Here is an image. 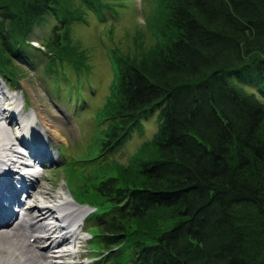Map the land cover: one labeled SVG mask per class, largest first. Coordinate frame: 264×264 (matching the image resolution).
I'll list each match as a JSON object with an SVG mask.
<instances>
[{
    "label": "trees",
    "instance_id": "16d2710c",
    "mask_svg": "<svg viewBox=\"0 0 264 264\" xmlns=\"http://www.w3.org/2000/svg\"><path fill=\"white\" fill-rule=\"evenodd\" d=\"M6 1L0 74L16 83L5 66L32 67L42 56L80 69L67 49L51 46L69 40L81 15H66L64 0H20L18 12ZM83 1L93 11L103 5ZM166 5L176 36L150 65L118 62L119 123L101 149L109 155L159 109L156 157L100 182L94 236L107 246L103 259L118 264H264V0ZM49 17L53 38L41 50L30 36Z\"/></svg>",
    "mask_w": 264,
    "mask_h": 264
},
{
    "label": "rangeland",
    "instance_id": "374dc122",
    "mask_svg": "<svg viewBox=\"0 0 264 264\" xmlns=\"http://www.w3.org/2000/svg\"><path fill=\"white\" fill-rule=\"evenodd\" d=\"M64 1L66 15L82 17L71 25L68 41L51 47L67 49L80 69L73 70L66 63L61 65L60 61H56L57 66H52L49 56L40 57L32 67L14 62L12 67L5 68H10L9 76L12 74L16 83L10 82L4 73L0 75V83L4 84L0 91L5 89L9 95L18 98L20 107L26 106L25 115L31 113L33 116L35 108H45L52 119L57 120L55 116H60L58 121L64 127L60 136L50 131L47 138V148L53 154L51 160L44 158L41 160L44 164L37 170L34 168L43 177L37 194L43 191L42 186L51 189L55 197L60 196L61 189H64L74 202L99 207L105 204L97 192L102 180L117 177L124 169H133L136 159L156 157L151 144L159 129V109L137 127L132 126L128 139L109 155L101 150L107 134L119 123L112 118L120 102L117 95L118 62L121 64V60H125L137 65H150L159 56L161 48L166 47L176 35L167 25L169 12L166 0H100L103 5L96 6L95 11L83 0ZM6 3L18 12L20 0H7ZM55 24L52 17L38 24L30 36L35 40L32 45L44 50L53 38ZM54 70L59 77L53 75ZM65 77L70 79L69 83ZM57 79L61 83H57ZM0 97L5 98L1 94ZM0 124L10 128L11 133L18 125L11 128L4 119H0ZM51 201L45 200L43 205L58 203ZM30 203H35V198L26 201L25 207ZM100 229L102 227L97 223L83 226L87 233L80 236L85 240L77 243L79 249H75V255L81 258L75 261L80 264L120 262H115L112 255L109 260L103 259L107 246L94 236L101 232ZM132 235L129 234L128 241L122 245L124 260H128L133 250L135 237ZM0 252L3 257L8 255L7 248ZM131 260L132 257L129 262Z\"/></svg>",
    "mask_w": 264,
    "mask_h": 264
},
{
    "label": "bare ground",
    "instance_id": "6f19581e",
    "mask_svg": "<svg viewBox=\"0 0 264 264\" xmlns=\"http://www.w3.org/2000/svg\"><path fill=\"white\" fill-rule=\"evenodd\" d=\"M0 94L5 96L4 99L0 97V116L2 113L5 115V120L9 121L8 125L11 128L16 123L26 126L29 115L21 113L19 99L9 95L5 89H2ZM44 109L38 107L34 109L32 121L35 119L38 121L40 124L38 131L41 133V137H35L34 142L31 138L32 132L28 134L24 131L20 134L21 138H18L19 134L17 137L12 136L10 128L0 124V159L2 158L0 161V251L8 249L6 257L1 256L0 252V264H80L75 261L81 258L75 255L76 252L61 249L54 251L52 248H56L55 243L72 242L76 229L69 232L71 234L66 232V229L70 224L80 222L84 213L88 212V208L77 206L64 189H61L60 196L55 197L51 194V189L42 186L43 191L37 194L43 179L42 174L38 171L31 172L30 169L22 174L20 169L22 165L18 162V158L24 159L23 154L16 150L18 141L21 145L31 147L30 150H33L35 142L40 144V150L33 153L37 162H41L44 158L50 160L53 157L45 143L50 131L60 136V130H64V127L58 121L60 116H55L57 120L52 119L50 113ZM28 180L34 182L30 188H28ZM23 194L26 197L28 195V198H23L21 196ZM33 198L35 203L25 207L26 201ZM45 200L58 203L52 206L43 205ZM21 205L22 208L18 212ZM75 211H78V214L74 215ZM51 216L56 217L55 225L54 222L48 221ZM83 240L84 238L81 241Z\"/></svg>",
    "mask_w": 264,
    "mask_h": 264
}]
</instances>
